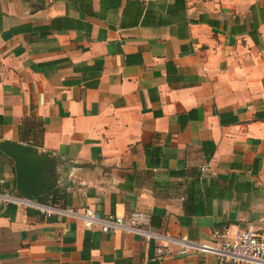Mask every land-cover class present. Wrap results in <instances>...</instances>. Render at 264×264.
<instances>
[{"label": "crops", "instance_id": "0c3cea01", "mask_svg": "<svg viewBox=\"0 0 264 264\" xmlns=\"http://www.w3.org/2000/svg\"><path fill=\"white\" fill-rule=\"evenodd\" d=\"M49 217L0 201V264H219L82 226L227 241L264 211V0H0V143ZM203 169V171H200ZM0 152V191L16 193Z\"/></svg>", "mask_w": 264, "mask_h": 264}, {"label": "built area", "instance_id": "2783aa9c", "mask_svg": "<svg viewBox=\"0 0 264 264\" xmlns=\"http://www.w3.org/2000/svg\"><path fill=\"white\" fill-rule=\"evenodd\" d=\"M0 201L16 206L34 207L47 217L52 214L73 215L72 211H61L54 207L47 209L36 202L28 201L8 191H0ZM81 217L82 226L86 229L96 227L103 233H113L115 230H120L143 240L151 239L154 242V259L168 256L167 247L175 246L182 254L212 255L219 264H264V211L258 217L255 228L239 231L223 242L218 241L216 235H213L209 242L190 241L185 237L176 239L162 237L151 229H145V219L136 215L126 218L113 215L101 216L94 210L86 208Z\"/></svg>", "mask_w": 264, "mask_h": 264}, {"label": "water", "instance_id": "95a60500", "mask_svg": "<svg viewBox=\"0 0 264 264\" xmlns=\"http://www.w3.org/2000/svg\"><path fill=\"white\" fill-rule=\"evenodd\" d=\"M0 152L13 162L16 193L28 201L38 202L44 188L43 173L32 166L30 148L2 142Z\"/></svg>", "mask_w": 264, "mask_h": 264}, {"label": "trees", "instance_id": "16d2710c", "mask_svg": "<svg viewBox=\"0 0 264 264\" xmlns=\"http://www.w3.org/2000/svg\"><path fill=\"white\" fill-rule=\"evenodd\" d=\"M48 191H49L48 189H44V188H43L42 193L45 194V193H47Z\"/></svg>", "mask_w": 264, "mask_h": 264}, {"label": "rangeland", "instance_id": "374dc122", "mask_svg": "<svg viewBox=\"0 0 264 264\" xmlns=\"http://www.w3.org/2000/svg\"><path fill=\"white\" fill-rule=\"evenodd\" d=\"M9 192V191H8ZM10 193H12V194H17V193H13V192H10ZM18 195V194H17ZM19 196V195H18Z\"/></svg>", "mask_w": 264, "mask_h": 264}]
</instances>
